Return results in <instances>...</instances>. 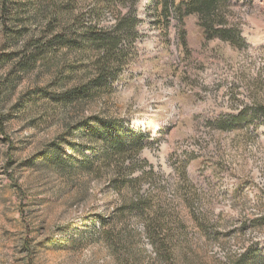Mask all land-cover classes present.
Listing matches in <instances>:
<instances>
[{"label": "rangeland", "instance_id": "374dc122", "mask_svg": "<svg viewBox=\"0 0 264 264\" xmlns=\"http://www.w3.org/2000/svg\"><path fill=\"white\" fill-rule=\"evenodd\" d=\"M101 1L52 0L61 9L53 29ZM139 1L129 74L111 93L60 107L38 91L59 96L81 84L69 68L85 57L62 47L34 63L33 40L44 35L52 4L16 0L4 19L0 0V264H167L145 222L118 210L139 196L151 213L172 216V264H224L241 254L264 264V117L255 112L264 107V0L226 4L241 47L207 40L195 15L182 26L158 17L160 9L141 17L149 0ZM112 23L104 12L101 25ZM245 109V121L229 122ZM92 117L142 134L149 165L132 176L140 188L117 189L112 168H70L85 141L67 129ZM50 148L66 165L49 162Z\"/></svg>", "mask_w": 264, "mask_h": 264}, {"label": "trees", "instance_id": "16d2710c", "mask_svg": "<svg viewBox=\"0 0 264 264\" xmlns=\"http://www.w3.org/2000/svg\"><path fill=\"white\" fill-rule=\"evenodd\" d=\"M14 1L16 0H1L4 19L9 12L10 18L12 17V7L16 3ZM51 1L39 0L40 3H51L54 12L46 24L44 35L33 40L34 51L31 60L35 63L36 57L41 55L44 56V61H48L56 55V51L65 47L85 57L87 63L69 68L70 78H80L81 84L65 89L59 96L43 90L38 91L39 95L52 100L60 107H67L84 100H92L99 94L111 93L114 85L129 74V66L137 58L134 46L141 38L138 30L142 23L138 13L140 1L102 0L88 13L73 17L60 31L54 30L53 27L60 24L58 13L61 9ZM227 2L228 0H181L176 4L175 0H149L143 8L145 17L151 15L152 10L160 9L158 17H172L181 26L187 17L195 15L207 40L219 39L241 47L244 43L239 30L226 21ZM104 12H110L112 16L113 23L109 26L101 25ZM20 66H23V62H20ZM57 85L62 87L61 89L64 88L63 84ZM245 111L246 109L231 116L229 122L240 124L245 121ZM255 112L264 117L263 106H258ZM218 123L219 129L223 131L232 129L223 126L222 122ZM66 135H73L77 140L85 141L84 146L78 150L80 159L69 158L70 168L88 173L112 168L111 182L117 189L141 187L139 176H132L136 172L144 173V167L149 164L140 157L145 142L139 131L119 127L115 121L92 117L82 124L68 127ZM44 155L50 156L49 162L52 164L62 167L66 165L59 159L61 154L55 148H50ZM142 197L139 196L118 210L123 216H139L145 222L146 236L156 255L161 256L167 264H172L179 243V236L172 235V216L162 213L160 208L151 213L153 208L148 198ZM88 224L83 222L80 228L87 227ZM255 260V257L248 258L246 254H241L224 264H256Z\"/></svg>", "mask_w": 264, "mask_h": 264}, {"label": "bare ground", "instance_id": "6f19581e", "mask_svg": "<svg viewBox=\"0 0 264 264\" xmlns=\"http://www.w3.org/2000/svg\"><path fill=\"white\" fill-rule=\"evenodd\" d=\"M143 12L145 13L144 8H143ZM144 13H143V14H144ZM143 14H142V16H143Z\"/></svg>", "mask_w": 264, "mask_h": 264}, {"label": "water", "instance_id": "95a60500", "mask_svg": "<svg viewBox=\"0 0 264 264\" xmlns=\"http://www.w3.org/2000/svg\"><path fill=\"white\" fill-rule=\"evenodd\" d=\"M142 7H144V6H143V5H141L140 9H141Z\"/></svg>", "mask_w": 264, "mask_h": 264}]
</instances>
